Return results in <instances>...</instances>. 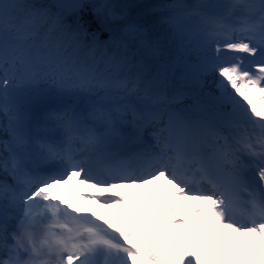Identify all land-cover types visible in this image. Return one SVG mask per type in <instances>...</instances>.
Listing matches in <instances>:
<instances>
[{"label":"snow or ice","instance_id":"1","mask_svg":"<svg viewBox=\"0 0 264 264\" xmlns=\"http://www.w3.org/2000/svg\"><path fill=\"white\" fill-rule=\"evenodd\" d=\"M163 7L0 0V264H264V0Z\"/></svg>","mask_w":264,"mask_h":264},{"label":"trees","instance_id":"2","mask_svg":"<svg viewBox=\"0 0 264 264\" xmlns=\"http://www.w3.org/2000/svg\"><path fill=\"white\" fill-rule=\"evenodd\" d=\"M119 2L129 4L128 13L131 18L140 22H147L149 25L153 26L156 32L162 37L167 36V25L161 22V18L167 14L163 6L171 3L172 0H120ZM189 2H191V0H189ZM94 27H98V25H94ZM107 35L108 34L105 32L101 36V39H106ZM207 83L208 82L205 84V90L208 88ZM185 103L189 104L191 101H186ZM244 194L245 193H243V195ZM243 202L244 200L240 199L239 202H236L237 207L235 208L236 214L241 217H244L245 207L247 206V204H243Z\"/></svg>","mask_w":264,"mask_h":264},{"label":"rangeland","instance_id":"3","mask_svg":"<svg viewBox=\"0 0 264 264\" xmlns=\"http://www.w3.org/2000/svg\"><path fill=\"white\" fill-rule=\"evenodd\" d=\"M120 1V0H119ZM214 54V53H213ZM226 56H228V55H230V54H225ZM245 67H247L248 68V70L249 71H253L254 70V67H253V64L252 63H249L247 60H246V62H245ZM206 82H208L207 84V86H208V88L205 90V91H214L215 90V74H213L212 76H209L208 78H207V80H206ZM252 175H253V178L254 179H256V183H257V186H259V181H258V178L256 177V173L255 172H253L252 173ZM9 183H11V181H9ZM69 188H70V191L67 193V194H65L64 195V198L65 199H67V200H70L72 203H74V204H84L85 203V201H83V200H81V199H79V195H77V197H76V199H72V193L73 192H76L77 194H79V193H83L85 196H87L86 194L87 193H91V194H93V192H92V190L91 189H87V188H81L80 186H78V185H76L75 184V182L73 181V182H70L69 183V185H67ZM151 187H155V186H151ZM123 191H139V190H123ZM144 191H146V192H148V191H150V189H148V190H144ZM243 193H245V192H243V191H238L237 193H236V197H237V201L236 202H239V200L241 199H243L244 200V202H243V204H246V200H247V195H246V193L243 195ZM88 206L89 207H92V208H94L95 206L94 205H92V204H88ZM237 207V206H236ZM235 207V208H236ZM98 212H100V213H104L106 210H104V209H96ZM248 211V207L246 206L245 207V213ZM12 215L13 216H15L16 215V213L15 212H13L12 213ZM237 218L238 219H243V217H241V216H239V215H237ZM14 219H10V221H9V224H11V225H9V231L11 232V231H13V227H15V222L13 221ZM16 221V220H15ZM11 226V227H10Z\"/></svg>","mask_w":264,"mask_h":264},{"label":"bare ground","instance_id":"4","mask_svg":"<svg viewBox=\"0 0 264 264\" xmlns=\"http://www.w3.org/2000/svg\"><path fill=\"white\" fill-rule=\"evenodd\" d=\"M81 188H83V187H81ZM10 221V220H9ZM15 223H16V221H15V219L13 220ZM10 225V224H9Z\"/></svg>","mask_w":264,"mask_h":264}]
</instances>
